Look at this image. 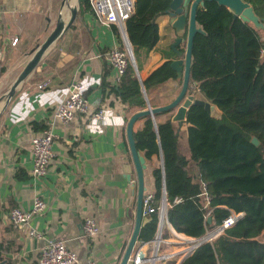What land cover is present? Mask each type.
I'll return each mask as SVG.
<instances>
[{
	"label": "crops",
	"instance_id": "crops-1",
	"mask_svg": "<svg viewBox=\"0 0 264 264\" xmlns=\"http://www.w3.org/2000/svg\"><path fill=\"white\" fill-rule=\"evenodd\" d=\"M65 2H60L57 21L65 16ZM54 4L55 0H0L1 64L5 69L0 74L2 263L35 264L41 247L47 242L62 240L80 259L90 258L93 264H118L134 223L136 177L125 127L138 109L129 111L127 105L110 93L109 88L117 82L105 52L124 46L125 38L115 26L97 24L88 10L78 11L72 23L42 53L35 68L5 99L9 87L37 47V41L42 37L45 40L53 30ZM168 19L163 13L156 17L158 40L151 50L136 48L139 78L157 63L175 58L169 47L174 31ZM13 39L16 42L11 45ZM73 78L81 84L88 110L101 109L103 119L99 123L77 114L67 124L56 125L51 161L41 178H33L30 139L38 134L44 119ZM42 82L46 85L39 88ZM179 88L177 78L150 88L144 94L146 106L169 103ZM172 115L173 111L164 112L156 121L171 119ZM141 124L142 120H135L132 132ZM185 128V124L180 127L181 146H184ZM184 156L189 159L188 153ZM158 163L156 156L145 162L144 193H153L151 170ZM189 165L194 168L195 177L196 167L191 162ZM36 196L45 201V208L30 218L29 228L41 234L39 239L28 235V227L14 226L7 218L10 208L26 210ZM85 218L96 222L98 233L93 237L84 235ZM163 227L170 236V226ZM166 249L174 250L171 246Z\"/></svg>",
	"mask_w": 264,
	"mask_h": 264
},
{
	"label": "trees",
	"instance_id": "trees-1",
	"mask_svg": "<svg viewBox=\"0 0 264 264\" xmlns=\"http://www.w3.org/2000/svg\"><path fill=\"white\" fill-rule=\"evenodd\" d=\"M244 1L264 22V0ZM168 3L134 0L133 12L124 21L137 69L136 48L148 51L155 46L156 17ZM78 6L80 12L89 11L88 0H79ZM195 23L202 32L195 33L191 42L188 82L192 87L187 93H198L216 108L219 118L211 117L198 105L189 106L181 123L170 118L156 121L164 112L154 115L153 121L143 116L139 118L141 127L133 132L134 146L145 162L152 156L159 160L151 170L153 205H158L164 191L169 204L165 220L175 232L200 238L231 214L240 215L177 264H264V240L256 239L264 229V58L258 56L264 34L232 17L226 7L214 1L196 7ZM170 62L162 61L139 79L127 62L123 75L109 91L129 111L142 110L146 102L141 88L147 93L176 78ZM182 124L186 126L184 146L179 142ZM251 138L258 144H252ZM189 162L196 167L195 177L187 172ZM201 182L209 198L208 224L199 195ZM175 197L178 202H173ZM157 223L156 211L141 215L136 244L150 241ZM167 235L163 227L162 237ZM2 260L0 254V264H8Z\"/></svg>",
	"mask_w": 264,
	"mask_h": 264
},
{
	"label": "built area",
	"instance_id": "built-area-1",
	"mask_svg": "<svg viewBox=\"0 0 264 264\" xmlns=\"http://www.w3.org/2000/svg\"><path fill=\"white\" fill-rule=\"evenodd\" d=\"M89 12L93 20L99 25H113L124 38V21L132 14L134 0H88ZM13 39L10 44H15ZM259 58H264V45L259 49ZM3 52L0 48V63ZM105 58L109 66L113 69L116 82L123 75L129 60V47L124 43L122 47H112L105 52ZM137 74V73H136ZM46 85L42 82L38 85L43 88ZM88 116L94 121L101 122L103 111L101 109L88 110L86 100L82 93L80 82L75 78L71 79L66 87V91L60 101L53 107L49 116L44 119L43 126L37 135L30 139V154L32 166L30 175L33 178H41L51 161L53 153L51 144L56 137L54 128L56 125L67 124L75 115ZM200 197L202 208L205 210L203 218L206 220L209 214V198L206 194L204 184L201 182ZM153 193H144L141 204V215L156 211L158 223L153 238L134 248V252L128 257V264H177L182 258L190 254L201 242L211 241L214 237L229 227L238 215L231 214L222 220L218 226L209 227L200 238H188L175 232L169 227L170 238L162 237L163 226L166 224L165 212L169 204L165 200L164 191L157 206L153 205ZM179 198H174L173 202H178ZM45 208V201L36 196L32 200L30 208L23 210L12 207L7 212L9 222L17 227H28V235L34 238H41V234L29 228V220L32 216L41 213ZM83 232L86 237H93L98 233L96 222L92 218H85L83 221ZM173 247L174 251H168L167 247ZM35 264H93L92 259H80L77 254L68 249L62 240L47 242L40 248L39 256Z\"/></svg>",
	"mask_w": 264,
	"mask_h": 264
},
{
	"label": "water",
	"instance_id": "water-1",
	"mask_svg": "<svg viewBox=\"0 0 264 264\" xmlns=\"http://www.w3.org/2000/svg\"><path fill=\"white\" fill-rule=\"evenodd\" d=\"M206 1H214L217 4L226 7L230 11L232 17L239 18L244 22L250 23L256 30L262 31L264 34V22L254 14L251 6L244 0H169L168 7L163 12V14L168 16L169 25L174 31V39L169 47L170 50L174 53L175 58L170 62V67L175 72L176 78L181 80V84L177 95L169 103L157 107L146 106L144 109L134 112L126 123L125 136L136 177L135 210L133 229L124 247L118 264H127L128 257L131 253L134 252L137 234L141 222L142 197L145 190L143 184V170L145 169L146 165L143 156L136 151L134 146V137L132 132V125L134 121L143 116H148L153 121L154 115L173 111L171 121L181 123L182 120H184L185 113L190 105L201 106L204 111H206L211 117L219 118V112L212 104L203 99L195 97L193 94L187 93V91H189L188 75L191 42L195 33L202 32L195 23V10L197 6H202ZM78 2L79 0H76L77 5ZM76 10L77 8L72 7L70 9L68 20L66 22L57 21L53 30L49 33L46 39L35 48L30 58L6 92V100L11 96L14 87L17 86V84H19L23 79H25L35 68L42 53L55 40L62 29L67 28L72 23L76 15ZM124 38L126 44L129 47L130 64L137 77L138 75L136 74L137 69L135 61L130 49V44L128 43L125 34ZM179 45H183L182 50L178 49ZM141 91L143 93L142 88ZM251 143L257 145L258 141L255 138H251ZM126 178H128V176ZM205 222L207 224L210 223L211 218L207 217Z\"/></svg>",
	"mask_w": 264,
	"mask_h": 264
},
{
	"label": "rangeland",
	"instance_id": "rangeland-1",
	"mask_svg": "<svg viewBox=\"0 0 264 264\" xmlns=\"http://www.w3.org/2000/svg\"><path fill=\"white\" fill-rule=\"evenodd\" d=\"M60 2H61V0H55V4H54V13H55V17H54V19H53V22H52V26H53V28H54V26H55V23L57 22V19H56V15H57V12L59 11L58 9L60 8ZM65 4L67 5V11L65 12V16H66V14H67V16H68V14H69V12H68V9H69V7H75V8H77V10H76V13L78 12V8H79V6L77 5V3H76V0H66V2H65ZM65 5V6H66ZM65 16H63V18H62V21H64L66 18H65ZM260 34H262L261 32H260ZM44 38L45 37H42V38H40L38 41H37V46H38V44L40 45L41 43H42V41L44 40ZM35 46V45H34ZM130 49H131V47H130ZM32 50H34V47L31 49V51L30 52H32ZM131 52H132V49H131ZM159 63H157V65H158ZM23 67V66H22ZM21 67V68H22ZM4 65L3 64H1L0 63V72L2 71V73L4 72ZM2 73H0V74H2ZM137 75H138V73H137ZM138 78H139V76H137ZM178 83H179V87H180V84H181V80L180 79H178ZM191 84H189V90L191 91ZM145 93L143 92V97L145 96L144 95ZM193 95L195 96V97H197V98H199V95H198V93H194L193 92ZM193 167L191 166V165H189L188 167H187V172L190 174V175H194L193 174ZM169 235H167V237H168ZM168 238H170V236L168 237ZM256 239L257 240H260V241H262V240H264V229L256 236ZM171 251H174V250H171Z\"/></svg>",
	"mask_w": 264,
	"mask_h": 264
},
{
	"label": "bare ground",
	"instance_id": "bare-ground-1",
	"mask_svg": "<svg viewBox=\"0 0 264 264\" xmlns=\"http://www.w3.org/2000/svg\"><path fill=\"white\" fill-rule=\"evenodd\" d=\"M70 10V9H69Z\"/></svg>",
	"mask_w": 264,
	"mask_h": 264
}]
</instances>
